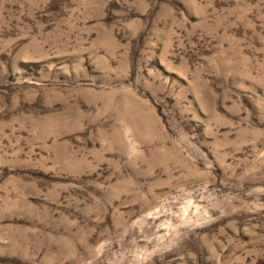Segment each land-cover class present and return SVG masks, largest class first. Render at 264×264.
<instances>
[{
	"label": "rangeland",
	"instance_id": "rangeland-1",
	"mask_svg": "<svg viewBox=\"0 0 264 264\" xmlns=\"http://www.w3.org/2000/svg\"><path fill=\"white\" fill-rule=\"evenodd\" d=\"M0 264H264V0H0Z\"/></svg>",
	"mask_w": 264,
	"mask_h": 264
}]
</instances>
